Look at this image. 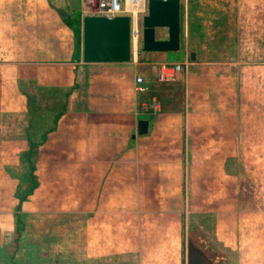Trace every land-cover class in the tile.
<instances>
[{
	"label": "crops",
	"instance_id": "1",
	"mask_svg": "<svg viewBox=\"0 0 264 264\" xmlns=\"http://www.w3.org/2000/svg\"><path fill=\"white\" fill-rule=\"evenodd\" d=\"M60 1L0 0L1 232H13L18 203L5 154L22 152L27 171L34 143L37 186L19 213L37 215L20 239L36 236L38 264H185L187 239L228 264L219 237L235 186L223 163L239 135L227 66L249 65V14L264 34V0H178L182 61L138 50L116 64L73 57ZM161 63L185 67L157 83Z\"/></svg>",
	"mask_w": 264,
	"mask_h": 264
},
{
	"label": "rangeland",
	"instance_id": "2",
	"mask_svg": "<svg viewBox=\"0 0 264 264\" xmlns=\"http://www.w3.org/2000/svg\"><path fill=\"white\" fill-rule=\"evenodd\" d=\"M60 2L59 11L68 18L77 17L87 8L82 0ZM259 20L262 19L253 18L249 14V65L227 66L230 69L228 73L234 75V82L231 85L232 96L226 100L229 106L236 108L238 119L235 126L239 135L236 156L223 163L225 173L232 175L231 184L235 186V190L230 187V198L235 201V206L230 210H222L219 237L221 257L228 264H264V34ZM165 34V30L158 29L156 38ZM245 52L241 50L244 58ZM73 57L76 58V54ZM163 57L167 61H182L181 49L173 53H163ZM221 101L224 102V98ZM44 103L48 104H42ZM51 111H54V107ZM45 116L49 121L52 114ZM38 120L36 118L33 121L31 129L37 126ZM21 153L5 154L9 159L13 158V162L5 164L7 183L16 185L15 193L11 195L13 198L22 189L19 181L26 178L27 171L22 166ZM225 184L228 186V182ZM7 196L9 198L10 194L0 193L1 209L6 207L4 201ZM4 211L11 212L10 209ZM19 216L23 223L17 237L14 234L15 224L11 235L4 231L2 233L3 227L0 226V264H38L36 236L33 242V236L24 235L20 239L24 230L23 224L33 221L37 215H27L24 220L20 213ZM13 219L15 222V217ZM229 255L232 256L231 261L227 257Z\"/></svg>",
	"mask_w": 264,
	"mask_h": 264
},
{
	"label": "water",
	"instance_id": "3",
	"mask_svg": "<svg viewBox=\"0 0 264 264\" xmlns=\"http://www.w3.org/2000/svg\"><path fill=\"white\" fill-rule=\"evenodd\" d=\"M79 57L83 64L128 63L132 59L129 47V19L115 16L85 15L80 18ZM166 30L165 39H157L156 31ZM179 47V1L147 0L146 14L141 17L139 51L177 52ZM193 63L194 53H189ZM147 131V121L136 122L137 136ZM185 264H222L206 256L190 239L186 240Z\"/></svg>",
	"mask_w": 264,
	"mask_h": 264
},
{
	"label": "built area",
	"instance_id": "4",
	"mask_svg": "<svg viewBox=\"0 0 264 264\" xmlns=\"http://www.w3.org/2000/svg\"><path fill=\"white\" fill-rule=\"evenodd\" d=\"M86 4L83 10L88 16H102L111 19L115 16H127L129 19V47L134 56L139 49L141 36V17L146 14L147 0H82ZM185 64L157 65L155 81L157 83L171 82L181 73ZM142 79L136 77L134 83L141 84Z\"/></svg>",
	"mask_w": 264,
	"mask_h": 264
},
{
	"label": "trees",
	"instance_id": "5",
	"mask_svg": "<svg viewBox=\"0 0 264 264\" xmlns=\"http://www.w3.org/2000/svg\"><path fill=\"white\" fill-rule=\"evenodd\" d=\"M62 21L64 25L69 28L73 34L74 37V42H75V54H76V59L79 57V36H80V28H79V21L80 18L79 16L75 18H68L65 15H62ZM35 148L36 144L30 143L29 144V149L25 153L24 158L27 164V178L26 182L24 183V188L23 190L17 192L15 194V198L17 199L18 203L15 207V228H14V234L15 237L18 236V234L22 230V223L20 221V216H19V209H20V204L24 202L28 196H30L33 192V190L36 188L37 183H36V178L33 175L34 172V161H35Z\"/></svg>",
	"mask_w": 264,
	"mask_h": 264
}]
</instances>
